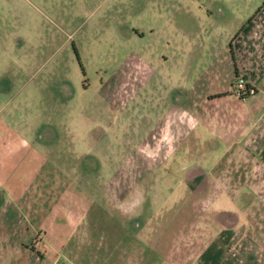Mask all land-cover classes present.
Here are the masks:
<instances>
[{
    "label": "crops",
    "instance_id": "crops-1",
    "mask_svg": "<svg viewBox=\"0 0 264 264\" xmlns=\"http://www.w3.org/2000/svg\"><path fill=\"white\" fill-rule=\"evenodd\" d=\"M234 9L231 1L202 3L200 18L209 23H199L197 33H180L101 86V100L111 110L123 102L125 84L138 81L129 96L134 148L124 160L116 152L110 174L101 152L107 151L105 140L121 142L119 114H84L94 123L83 133L68 116L54 131L50 121H39L35 125L51 131L47 143L63 137L73 147L37 148L46 141H36L27 125L26 137L17 139L11 107L36 101L9 97L4 121L10 118L0 134V211L15 210L12 194L26 198L30 188L38 194L53 184L54 212L46 217L52 227L35 237L22 229L16 236L15 219L8 227L0 221V264H264V204L254 187L264 184V1ZM218 22L225 25L221 32L205 28ZM3 59L8 73L17 59L10 53ZM238 78L255 93L234 96ZM86 136L93 141L89 147ZM57 152L74 154L92 178L82 180L75 162L58 163ZM53 157L54 167H65L64 185L42 184L37 170L24 173L29 163Z\"/></svg>",
    "mask_w": 264,
    "mask_h": 264
},
{
    "label": "rangeland",
    "instance_id": "rangeland-1",
    "mask_svg": "<svg viewBox=\"0 0 264 264\" xmlns=\"http://www.w3.org/2000/svg\"><path fill=\"white\" fill-rule=\"evenodd\" d=\"M207 1L209 0H0V134L4 132L2 131L4 123L8 124L10 118L6 117L7 122L4 121V109L7 110L9 105H6V102L12 96L36 101L34 104L27 102L28 104L20 108L12 101L11 104L13 102L14 104L11 107L16 108L12 110L13 118L18 122L17 139L26 137L23 133L27 132L26 125L33 128L35 140L50 139L51 131L48 127L35 125L39 121H50L54 131V127L58 128L61 123L58 119L68 116L71 120L74 118L77 130L83 133L87 124L94 123L92 120L86 122L84 114L101 119L112 114L111 112L119 114L123 119L118 122L121 140L117 141L121 142L115 146L113 141L105 140L103 147L107 148V151L101 152L102 155L97 151L98 148H92L98 158L99 154L101 158L105 157L108 167L106 173L110 174L109 168L116 162V152L124 160L134 148L130 136L136 133L131 129L132 107L129 96L132 92L131 87L136 86L138 81L125 84L123 102L119 100L113 103L111 110L101 100V86L112 82L125 68L129 70L131 62L135 63L138 57L147 61V54L153 48L158 52L164 50L166 42H172L180 33H197L199 23H209L200 18L199 13L201 4ZM214 1L220 3L231 1L236 7L235 12H238L245 3L254 4L257 1L262 3L264 0ZM235 12L233 13L236 14ZM231 17L234 15H229V21ZM205 28L208 32L213 30L221 32L225 25L218 22L213 25L207 24ZM140 33L144 35L139 38ZM18 38H23V41L20 42ZM16 43L19 44L14 46ZM6 53H10L11 59H17L11 63L8 73L2 72L1 66ZM238 80L239 78L236 82ZM236 82L231 88L234 96ZM7 83L10 85L9 90L5 88ZM34 84H37V89L33 87ZM84 84L87 86L84 87ZM250 88L255 93L256 90L251 86ZM70 94L72 99L67 98ZM76 115L83 117H73ZM20 120L27 122L24 121L20 125ZM11 125L14 128L15 123L12 122ZM13 134L16 135L14 132ZM62 138L54 142L53 137L52 144L42 142L43 146L39 144L37 148H48L45 147L48 144L49 148L73 147ZM88 142L93 143L86 136V147L90 145ZM46 155L48 154L40 157ZM58 155H60L58 163L63 160L75 162L74 154L71 152ZM53 159L54 157L43 162L40 158L38 162L29 163L24 173L37 170V179L42 177V184L57 180L58 185H64L63 179L66 177L62 170L65 167L59 164V168L54 167ZM75 166L81 174L84 173L81 175L82 180L92 178L90 174L85 175V168L78 160ZM23 168L24 166L18 172L21 173ZM21 179L24 184V178ZM14 183H17L15 178L12 180V184ZM36 185L38 186L34 180L33 187ZM15 187L19 192L22 189L19 183ZM254 187L257 189L256 196L259 193L264 204V184L260 183ZM53 188V184L45 185L40 188L41 192L38 191V194H35L37 191L35 187L30 188L27 199L16 193L12 194L11 200L15 210L7 214L0 211V221L8 227L13 225L15 219L18 223L16 236H19L20 229L24 235L33 234L35 237L40 230L52 227L51 223L48 224L51 219L47 220L46 217L50 218L54 212ZM110 204L113 206V202ZM160 204L161 202H158V207ZM239 205L240 202L237 201L230 208L234 209ZM43 222L45 225L41 226ZM32 246H35V242Z\"/></svg>",
    "mask_w": 264,
    "mask_h": 264
},
{
    "label": "built area",
    "instance_id": "built-area-1",
    "mask_svg": "<svg viewBox=\"0 0 264 264\" xmlns=\"http://www.w3.org/2000/svg\"><path fill=\"white\" fill-rule=\"evenodd\" d=\"M253 89L245 85L244 81L239 78L234 87V94L237 97H244L247 93H253Z\"/></svg>",
    "mask_w": 264,
    "mask_h": 264
},
{
    "label": "trees",
    "instance_id": "trees-1",
    "mask_svg": "<svg viewBox=\"0 0 264 264\" xmlns=\"http://www.w3.org/2000/svg\"><path fill=\"white\" fill-rule=\"evenodd\" d=\"M230 46H231V43H230ZM248 87V86H247ZM33 244V243H32ZM32 244H30V247L32 248V249H34L35 247L34 246H32Z\"/></svg>",
    "mask_w": 264,
    "mask_h": 264
}]
</instances>
